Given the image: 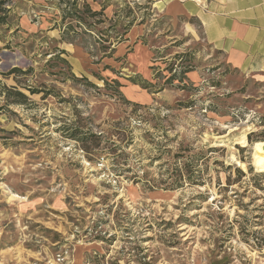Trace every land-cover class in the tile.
Segmentation results:
<instances>
[{
    "label": "rangeland",
    "instance_id": "1",
    "mask_svg": "<svg viewBox=\"0 0 264 264\" xmlns=\"http://www.w3.org/2000/svg\"><path fill=\"white\" fill-rule=\"evenodd\" d=\"M71 2L5 5L0 264H264V170L252 149L264 142L258 79L232 70L193 21L167 17L152 0H78L80 21L63 18ZM12 68L28 73L2 76ZM3 86L27 103L6 106ZM129 102L140 106L135 115ZM76 122L103 140L119 128L132 136L117 164L155 187L116 175L108 153H83L63 129ZM194 154L205 157L203 185L165 189Z\"/></svg>",
    "mask_w": 264,
    "mask_h": 264
},
{
    "label": "crops",
    "instance_id": "2",
    "mask_svg": "<svg viewBox=\"0 0 264 264\" xmlns=\"http://www.w3.org/2000/svg\"><path fill=\"white\" fill-rule=\"evenodd\" d=\"M152 1L167 17L193 21L202 40L222 54L227 66L258 79L264 94V0Z\"/></svg>",
    "mask_w": 264,
    "mask_h": 264
},
{
    "label": "trees",
    "instance_id": "3",
    "mask_svg": "<svg viewBox=\"0 0 264 264\" xmlns=\"http://www.w3.org/2000/svg\"><path fill=\"white\" fill-rule=\"evenodd\" d=\"M77 1L78 0H73V2L68 3V6L71 7L70 9L63 10V12H66L63 14V18H69V17H74L76 19H78V21L81 20L80 16H76V8H77ZM8 4V0H0V26H6L7 25V16L9 15V13L11 12V8H5V5ZM88 7V6H87ZM102 10H104L105 5H101ZM90 14L92 16H97L100 14V12H91L89 10ZM128 15L132 16V12L129 9L128 11ZM134 21V16L132 17V19L130 20V22H128L127 26L125 28H127L128 26L132 25V22ZM82 23V22H79ZM92 27V26H89ZM126 30V29H125ZM106 35V42L109 43L111 40L109 36H107V32H104ZM110 45V43H109ZM9 48V47H8ZM110 49V48H109ZM26 73H28V71H21L18 68H12L10 71H8L6 74H2L3 77H9V76H17L18 74L20 75H25ZM186 73V72H185ZM184 73V74H185ZM174 80V75L171 76L170 78L167 79L166 83H171V81ZM133 84L139 85L140 83L133 81ZM144 84H142L141 86L143 88H148L149 83L143 82ZM118 86V85H117ZM3 88V98L5 101V105L9 106V105H25L28 101L27 96L21 92L17 86H10V87H2ZM24 89H26L30 94H36L38 93L35 90H31V88L29 87H23ZM128 103V102H127ZM130 103V102H129ZM134 108L130 111V113L132 115H135L137 113V109H140V106L138 104L135 103H130ZM144 109L145 112H149L150 109H152L151 107H142ZM157 110V109H154ZM168 111H171V109H167ZM147 118H149V116H152V114H146ZM152 118H157V116H152ZM146 121H150V120H144ZM66 132V138H69L73 141H75L76 143L80 144V149L83 153H85L86 155H96L98 153H108L110 154L109 158L112 161V171L116 173V175H122V172H126V173H131V176L128 179L132 184L134 185H138L140 184L141 187H143V189H151L153 187H155L156 181L155 180H148L146 178L142 179L139 174L137 172H132L131 168H127L122 170L118 164L117 161L118 159H124L123 157H125L124 154V148H128L129 145H131L133 143V138L132 136H129L130 138L125 137V135L122 133V129L119 128L114 132H110L111 134H108V137H106L105 140H103V134H95L93 132H91V130L87 129L84 130L81 126H79V122L72 123L70 125L64 126L63 128ZM131 133V131H129V134ZM115 136L116 139L112 140V136ZM105 143L106 147L104 148H99V146L101 145V143ZM119 151V152H118ZM161 152H159V154L153 158H151L152 160H156L159 159L161 157ZM177 156V157H176ZM172 158H183L182 154H176L175 156H172ZM205 157L201 154H194L192 156L189 157V160H186V162L183 163L182 167L180 168V170L178 171V173H175V170H177L176 166L175 168L169 172V178L172 179L170 183L167 184V186L165 187V189H177V188H181L183 187V185L187 184V185H203V180H202V175H201V171H200V165L199 162L201 160H205ZM90 159V158H89ZM126 161H124L125 163ZM176 164V162H174V165Z\"/></svg>",
    "mask_w": 264,
    "mask_h": 264
},
{
    "label": "bare ground",
    "instance_id": "4",
    "mask_svg": "<svg viewBox=\"0 0 264 264\" xmlns=\"http://www.w3.org/2000/svg\"><path fill=\"white\" fill-rule=\"evenodd\" d=\"M255 163L258 169L264 170V142L257 144L253 148ZM253 156V155H252Z\"/></svg>",
    "mask_w": 264,
    "mask_h": 264
}]
</instances>
